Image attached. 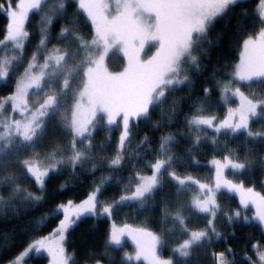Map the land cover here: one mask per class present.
<instances>
[{
    "label": "trees",
    "instance_id": "1",
    "mask_svg": "<svg viewBox=\"0 0 264 264\" xmlns=\"http://www.w3.org/2000/svg\"><path fill=\"white\" fill-rule=\"evenodd\" d=\"M14 1L0 0V41L8 25L1 5ZM258 3L239 0L229 5L202 35H195L196 67H187L179 74L180 81L165 87L162 98L149 105L145 116L131 122L121 151L120 125L108 124L102 116L94 121L91 134L74 139L70 133L86 67L99 48L92 24L75 0H43L28 11L26 41L7 74L5 69L0 72V101L13 94L17 80L36 59L39 71L32 88L38 89L29 101L40 95L31 109L43 101L47 104L41 107V126L32 138L0 142V264H11L31 242L52 234L62 222V213L55 211L62 203L83 201L95 186H100L99 206L115 202L160 159L164 163L159 167V185L148 197L116 203L111 212L115 223L141 226L160 239L156 260L152 252L143 256L148 264H264V210L255 212L236 195L215 190L213 217L198 212L194 203L203 201L207 191L171 176L212 185L216 173L210 161L227 159L241 168H227L226 180L264 198V108L250 120L248 131L196 125L199 118L218 120L229 107L237 106L232 96L238 94L230 93L234 89L252 101L264 100V79L239 82L232 72L243 41L264 28ZM58 58L56 67L67 64L70 71L64 76L59 68L45 73L43 66L54 67ZM225 91L232 94L230 99ZM27 160L55 167L41 186L24 169ZM109 222L92 215L78 219L63 239L70 264H147L125 260L124 249L129 246L114 247L108 241ZM47 259L33 253L24 264H46Z\"/></svg>",
    "mask_w": 264,
    "mask_h": 264
},
{
    "label": "rangeland",
    "instance_id": "2",
    "mask_svg": "<svg viewBox=\"0 0 264 264\" xmlns=\"http://www.w3.org/2000/svg\"><path fill=\"white\" fill-rule=\"evenodd\" d=\"M42 1L16 0L12 5H1L9 18V23L6 35L0 41V45L15 43L17 47H22L26 41L24 27L26 15L31 8ZM76 1L79 9L87 16L94 28V34L99 39V48L85 71V81L80 89V96L73 107L70 133L74 139L91 134L94 121L102 116L108 124L118 123L120 125L121 151L131 122L136 117L145 116L149 105L162 98L165 87L179 82V74L187 67H196V56L192 52L193 37L202 35L211 21L225 12L229 5L239 0ZM260 2L264 16V0H259ZM112 51L115 52L111 55L110 64H108L107 58ZM60 60L61 58H58L52 64L54 67L45 64L43 66L45 73L51 74L59 68L60 75L67 74L70 71L67 64L64 67H56ZM120 65L122 69L115 71ZM32 67L33 64L29 65L23 75L19 77L13 94L0 101L2 102L0 103V127L4 129L0 133V142L5 140L8 142L11 137L15 139L17 136L29 140L41 126L38 121L39 113L41 107L46 106L47 102L43 101L37 105L36 109H31V105H35L32 102L38 101L41 97L38 95L29 101L31 93L38 89L32 88L34 76L37 75L26 76ZM34 70L39 71L37 68ZM232 72L233 78L239 82L264 79V28L257 35L243 41L238 62L235 63ZM24 77L27 83L24 82ZM38 80L40 81L41 78ZM230 93L238 94L236 97L225 91L227 99H230L231 96L237 99V106L229 107L225 117L218 120L213 117L210 119L199 118L196 125L216 131H248L250 120L261 115L259 108H264V100L261 102L252 101L239 89H234ZM222 99L224 100L223 96ZM147 102L148 104H146ZM8 104L9 106H7ZM75 115L76 121L73 123ZM261 135L264 136V133ZM161 160L163 159L159 161ZM210 163L216 173L212 185L201 184L190 177L179 178L175 174L171 175L179 183H194L200 190L207 191L208 195L203 201L194 203L198 212H208L213 217L216 205L215 190H226L236 195L239 201L243 202L244 207L247 205L255 207L256 212L264 210V198L258 191L245 189L239 183L226 180L227 168L230 170L241 168L237 162L232 163L227 159L221 162L219 159H212ZM24 167L38 186L43 184L49 171L55 168L53 165L49 166L51 168H46L37 164V161L33 163L31 160H27ZM159 171L160 169L157 170L152 166L151 173L138 175L132 183L131 189L126 190L115 202L107 203L98 209L97 194L100 186H95L94 190L81 202L62 203L55 211L63 213L67 217V221L63 216L61 221L64 222H61L52 231V234L31 242V246L21 255L19 254L20 257L11 264H24L26 258L33 253L45 255L48 258L46 264H67V261L70 262V255L65 254L63 239L67 231L84 215L110 219L109 241L114 247L130 246L129 249H124L127 262L143 260L148 264L150 261L143 256L150 257L147 256L149 252H152V260H156L160 239L140 226L115 224L111 219V212L116 203L138 202L147 198L159 185ZM153 175H155L156 183L150 190L143 192L142 195H133L138 187L142 189L144 179ZM94 192L96 195L93 208L85 206L84 211L73 212L77 205H81ZM105 207L108 208L107 211H104ZM260 212H258L259 216H261ZM114 236L119 238L114 239ZM261 254L263 255L262 251L257 255L259 259L262 257ZM153 264L155 263L153 262Z\"/></svg>",
    "mask_w": 264,
    "mask_h": 264
},
{
    "label": "snow or ice",
    "instance_id": "3",
    "mask_svg": "<svg viewBox=\"0 0 264 264\" xmlns=\"http://www.w3.org/2000/svg\"><path fill=\"white\" fill-rule=\"evenodd\" d=\"M38 2V0H37ZM26 138H28L26 136ZM118 163V161H117ZM164 162L163 161H157L155 165H153L154 168H156L157 170L159 169V167L163 164ZM156 183V179H155V175L153 176H150V177H146L144 179V183H143V186H142V189L141 187H138L137 188V191L135 193H133V195H142L143 192H146V191H149L150 188L152 187V185H154ZM96 193H92L89 195V197L86 198V200L81 204V205H77V207L75 209H73V212L75 213H79V212H82L84 211V207H88V208H93L95 205H94V197H95ZM71 203V202H69ZM199 203V202H197ZM108 208L105 207L104 211H107ZM65 221H67V217H65ZM64 221H62L63 223ZM114 239H118L119 237L118 236H114L113 237ZM62 252V250H61Z\"/></svg>",
    "mask_w": 264,
    "mask_h": 264
}]
</instances>
